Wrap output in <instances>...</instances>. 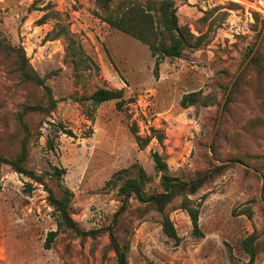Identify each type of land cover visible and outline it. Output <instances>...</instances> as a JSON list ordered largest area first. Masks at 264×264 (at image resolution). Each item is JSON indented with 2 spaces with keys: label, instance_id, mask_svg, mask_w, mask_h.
I'll return each mask as SVG.
<instances>
[{
  "label": "rangeland",
  "instance_id": "obj_1",
  "mask_svg": "<svg viewBox=\"0 0 264 264\" xmlns=\"http://www.w3.org/2000/svg\"><path fill=\"white\" fill-rule=\"evenodd\" d=\"M229 2L240 7L225 15L223 9L207 14ZM95 10V0H0L2 35L24 49L39 75L48 76L46 83L57 100L49 115H24L30 130L27 168L43 174L53 187L49 164L64 168L62 183L72 192V217L84 230L111 225L119 245L128 247V264H264V74L257 77L250 68L240 94L222 115L213 142L217 160H240L261 176L234 162L223 164L219 174L189 195L192 205L201 203L200 235L193 233L180 196L164 209L177 239L163 232L158 212L145 210L133 196L112 224L121 204L117 188L137 176L139 168L149 177L147 193L162 190L154 151L166 162L168 173L182 180L211 168L206 147L226 92L221 86L229 85L241 66L239 60L255 36L250 11L264 16V2L177 0L179 24L189 25L195 34L207 31L211 20L210 41L181 58L164 59L157 68L145 44L110 27ZM49 11L53 13L40 23ZM58 23L97 66L85 71L79 84L64 60V39L47 40ZM222 70L225 75L219 73ZM98 87L123 88L122 107L109 100L93 110L89 101L79 103L70 97L89 95ZM194 91L211 105L182 107L181 97ZM23 103L46 105L44 90L21 82L12 61L0 53V153L5 156H15L21 149L25 131L16 114ZM134 125L142 138H148L144 147L135 141ZM157 134L164 135L162 142ZM27 182L28 177L0 164V256H7L9 264H116L106 231L95 237L60 231L45 248L47 232L56 229V214L44 187L33 183L29 191ZM251 199V218L238 214ZM250 234L256 236L253 261L242 247Z\"/></svg>",
  "mask_w": 264,
  "mask_h": 264
},
{
  "label": "trees",
  "instance_id": "obj_2",
  "mask_svg": "<svg viewBox=\"0 0 264 264\" xmlns=\"http://www.w3.org/2000/svg\"><path fill=\"white\" fill-rule=\"evenodd\" d=\"M95 5L97 10H95L94 13L99 19L110 27L131 36L148 47L151 55L155 57V68H157L159 63L164 59L181 58L185 52L200 49L208 44L210 41L209 29L211 28V20L208 21L209 15L207 14H212L216 10L223 9L225 10L223 15H225L228 10H234L240 7L235 2H229L228 4L214 7L207 12L204 18L208 21L207 31L202 32L196 30L195 34L190 29L189 25L179 24L177 0H95ZM49 13L51 14L53 12L49 11L44 13L40 18V23L46 21ZM250 14L255 24V36L253 42L241 56L239 64L244 62L254 48L264 23V16L260 15L257 11H250ZM52 17L56 18V13L52 14ZM47 37V40L64 39V60L72 67L75 84L81 82L84 72L89 70L92 65L97 68L91 58L83 50L81 43L70 34L66 26L59 23L56 24L55 28L49 32ZM0 53H2L5 58L12 61L14 70L17 72L18 79L21 82H31L44 90L47 101L46 105L39 103L22 104V108L16 114L20 125L25 131L21 149L15 156H5L0 153V164L10 166L13 171L23 174L31 180V182H27L26 184L29 191L33 189V183H37L41 184L47 192L48 204L53 207L56 214V229L47 232L44 247L49 248L50 243L60 231L72 230L80 237H86L88 235L95 237L101 231H106L110 238V246L116 256V264H128L126 259L128 247L127 245H119L111 225L106 226L104 230H84L72 217L70 208L72 192L63 186L62 183V176L65 173L64 168L49 164L47 175L48 179H55L54 187L47 184L43 174H38L27 168V140L30 130L28 124L24 121V115L28 112H39L44 115H49L56 108L57 100L53 97L52 90L46 83L48 76L39 75L30 64L24 49L7 40L5 36L2 35L1 27ZM249 68L255 71L257 77L263 76L264 41H262L248 65L234 81L224 104L222 115L229 111V105L233 99L240 94L241 82H243V78L246 75L245 73ZM219 73L226 74L225 70ZM221 87L223 91H226L228 82ZM200 94V91L185 93L180 99V105L185 108L196 104H201L203 106L211 105V102L201 101ZM123 96V88L98 87L89 95L77 97L76 94H72L70 97L73 101L79 103L89 101L92 109L95 110L99 104L109 100H116V108L120 109L125 101ZM262 99V108L264 111V95ZM132 131L135 135V141L140 147H144L148 143V138H142L138 134L135 125L132 127ZM66 133L71 134V130H66ZM40 135L39 132L36 134L37 137ZM156 137L159 142H162L164 135L157 134ZM49 141L47 137V142ZM210 152L215 157L216 145L214 142H212L210 146ZM151 156L155 164V170L161 172L159 184L162 190L147 193L144 186L149 180V177L142 168H139L137 176L126 178L117 188V194L121 197V204L119 210L113 215L112 224L116 222L117 216L125 209L128 199L133 196L144 205L145 210H154L158 212L161 215L163 232L168 237L177 239L174 226L169 217L165 214L164 209L174 197L180 196V206L187 212L190 218L193 233L195 235H200L198 217L201 203L199 202L195 206L192 205V201L188 196L197 192L205 183L219 174L225 165L218 166L213 164L210 160L212 162H210L211 168L196 173V175L189 180H182L168 173V166L158 152L154 151ZM252 201L253 199L248 202L247 206L239 209L238 214H244L248 218H251ZM255 241V234H250L242 242V247L248 254L250 261H253L257 254V249L254 245Z\"/></svg>",
  "mask_w": 264,
  "mask_h": 264
},
{
  "label": "water",
  "instance_id": "obj_3",
  "mask_svg": "<svg viewBox=\"0 0 264 264\" xmlns=\"http://www.w3.org/2000/svg\"><path fill=\"white\" fill-rule=\"evenodd\" d=\"M263 36H264V26L259 34V37L254 45V48L252 49V51L249 53V55L247 56V58L244 60V62L241 64V66L239 67V69L237 70V72L234 74L232 80L230 81L228 87H227V90L224 94V97L221 101V104L219 106V109H218V113H217V118H216V122H215V125L212 129V132L210 134V137H209V140L207 142V147H206V150H207V155L209 157V159L216 165H223V164H228V163H231V162H234V163H237L241 166H243L245 169H249L255 173H257L259 176H261L260 172L258 170H256L255 168L249 166L248 164L240 161V160H235V159H231V160H217L216 158L213 157V155L211 154L210 152V146L216 136V133H217V130H218V127L220 125V121H221V117H222V111H223V107H224V104L226 102V99L229 95V92H230V89L234 83V81L236 80V78L241 74V72L244 70V68L248 65V63L250 62V60L253 58V56L255 55L256 51L258 50V47L263 39ZM262 200V198H261ZM263 204H264V200H262Z\"/></svg>",
  "mask_w": 264,
  "mask_h": 264
},
{
  "label": "crops",
  "instance_id": "obj_4",
  "mask_svg": "<svg viewBox=\"0 0 264 264\" xmlns=\"http://www.w3.org/2000/svg\"><path fill=\"white\" fill-rule=\"evenodd\" d=\"M0 259H1V264H9L8 261H7V256H0Z\"/></svg>",
  "mask_w": 264,
  "mask_h": 264
},
{
  "label": "built area",
  "instance_id": "obj_5",
  "mask_svg": "<svg viewBox=\"0 0 264 264\" xmlns=\"http://www.w3.org/2000/svg\"><path fill=\"white\" fill-rule=\"evenodd\" d=\"M259 1V3H262V2H264V0H258Z\"/></svg>",
  "mask_w": 264,
  "mask_h": 264
}]
</instances>
